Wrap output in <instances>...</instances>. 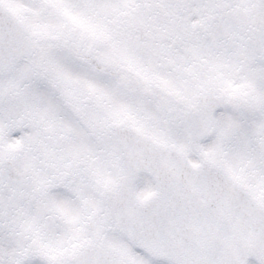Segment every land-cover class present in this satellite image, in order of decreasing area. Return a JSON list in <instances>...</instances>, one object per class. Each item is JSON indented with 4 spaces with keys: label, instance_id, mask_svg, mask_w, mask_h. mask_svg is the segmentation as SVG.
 I'll use <instances>...</instances> for the list:
<instances>
[{
    "label": "snow or ice",
    "instance_id": "obj_1",
    "mask_svg": "<svg viewBox=\"0 0 264 264\" xmlns=\"http://www.w3.org/2000/svg\"><path fill=\"white\" fill-rule=\"evenodd\" d=\"M0 264H264V0H0Z\"/></svg>",
    "mask_w": 264,
    "mask_h": 264
}]
</instances>
